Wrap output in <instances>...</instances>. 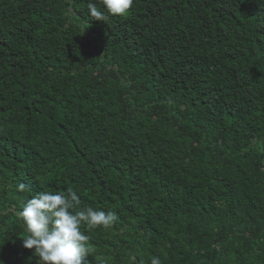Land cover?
Instances as JSON below:
<instances>
[{
	"label": "trees",
	"instance_id": "16d2710c",
	"mask_svg": "<svg viewBox=\"0 0 264 264\" xmlns=\"http://www.w3.org/2000/svg\"><path fill=\"white\" fill-rule=\"evenodd\" d=\"M88 2L0 0V262L72 189L119 217L85 264H264V0Z\"/></svg>",
	"mask_w": 264,
	"mask_h": 264
},
{
	"label": "clouds",
	"instance_id": "9594fccd",
	"mask_svg": "<svg viewBox=\"0 0 264 264\" xmlns=\"http://www.w3.org/2000/svg\"><path fill=\"white\" fill-rule=\"evenodd\" d=\"M101 3L109 15L122 17L132 8L134 0H101ZM88 10L97 21L108 19L92 0L88 2ZM29 191L25 183L16 185L18 194ZM18 199L20 208L16 215L26 231L22 244L26 249H34L36 264H85L93 249L88 243L90 236L82 231V226L89 231L99 227L110 229L119 220L114 210L82 205L72 189L39 191L30 197L19 195ZM100 264L107 261L102 260ZM139 264H162V261L152 255L147 261L141 257Z\"/></svg>",
	"mask_w": 264,
	"mask_h": 264
}]
</instances>
